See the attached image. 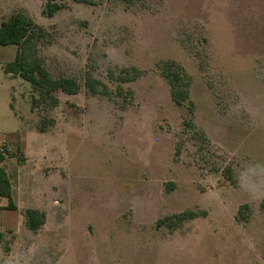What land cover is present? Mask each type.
<instances>
[{
  "label": "rangeland",
  "instance_id": "1",
  "mask_svg": "<svg viewBox=\"0 0 264 264\" xmlns=\"http://www.w3.org/2000/svg\"><path fill=\"white\" fill-rule=\"evenodd\" d=\"M60 3L47 17L43 0H0V23L22 13L41 28L50 76L80 84L41 97L6 77L17 47L0 46L18 205L0 217V264L32 247L31 264H264V201L237 185L264 165V0Z\"/></svg>",
  "mask_w": 264,
  "mask_h": 264
},
{
  "label": "trees",
  "instance_id": "2",
  "mask_svg": "<svg viewBox=\"0 0 264 264\" xmlns=\"http://www.w3.org/2000/svg\"><path fill=\"white\" fill-rule=\"evenodd\" d=\"M43 15L53 16L61 9L64 0H43ZM78 3L90 4L91 0H73ZM41 28L33 23L31 19L22 13H15L8 19L0 23V46H16L17 51L12 61L8 62L3 70L5 74L17 76L30 84L32 89L40 94L41 97H51L56 91H61L68 95L76 94L80 89V84L71 77L53 78L44 68L39 57L38 37ZM111 77L113 74L109 73ZM176 77V76H174ZM115 80L124 83L132 80L131 78L116 77ZM176 78L171 79L175 82ZM84 86L92 95L108 96V89L105 85L87 75L84 79ZM185 97L180 91H173L174 102L179 104ZM55 101V100H54ZM56 102V101H55ZM4 157L0 155V197L7 202L6 209L15 210L13 202V192L6 169L2 165ZM38 212L27 210V223L32 231H35L41 224L40 220L33 217ZM164 221V220H163Z\"/></svg>",
  "mask_w": 264,
  "mask_h": 264
},
{
  "label": "clouds",
  "instance_id": "3",
  "mask_svg": "<svg viewBox=\"0 0 264 264\" xmlns=\"http://www.w3.org/2000/svg\"><path fill=\"white\" fill-rule=\"evenodd\" d=\"M238 187L253 201H264V165L248 167L242 171L237 179ZM29 257L24 264H31V259L38 251L36 247L29 248ZM10 264V262H6ZM19 264V262H17Z\"/></svg>",
  "mask_w": 264,
  "mask_h": 264
},
{
  "label": "crops",
  "instance_id": "4",
  "mask_svg": "<svg viewBox=\"0 0 264 264\" xmlns=\"http://www.w3.org/2000/svg\"><path fill=\"white\" fill-rule=\"evenodd\" d=\"M5 75H6V77H8L10 74H5ZM20 142H21V138H20ZM6 173H7V169H6ZM7 176H8V174H7ZM8 178H9V176H8ZM13 202H14V206H15L16 209L15 210L6 209L7 202H6L5 199H3V198L0 197V217L8 216L9 215L8 214L9 211L10 212H14V211L16 212V211H18V205L16 204L14 198H13ZM30 209H33V208H30ZM2 214H3V216H2Z\"/></svg>",
  "mask_w": 264,
  "mask_h": 264
},
{
  "label": "built area",
  "instance_id": "5",
  "mask_svg": "<svg viewBox=\"0 0 264 264\" xmlns=\"http://www.w3.org/2000/svg\"><path fill=\"white\" fill-rule=\"evenodd\" d=\"M13 151L12 145L5 139L0 137V155L6 157Z\"/></svg>",
  "mask_w": 264,
  "mask_h": 264
}]
</instances>
